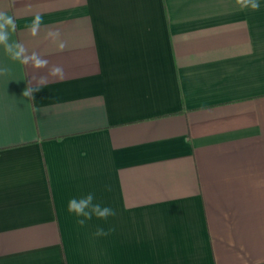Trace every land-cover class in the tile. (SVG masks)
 <instances>
[{"label":"crops","instance_id":"1","mask_svg":"<svg viewBox=\"0 0 264 264\" xmlns=\"http://www.w3.org/2000/svg\"><path fill=\"white\" fill-rule=\"evenodd\" d=\"M260 4L0 0L11 40L64 70L24 97L47 69L0 46V264H264ZM89 192L116 215L79 227Z\"/></svg>","mask_w":264,"mask_h":264},{"label":"clouds","instance_id":"2","mask_svg":"<svg viewBox=\"0 0 264 264\" xmlns=\"http://www.w3.org/2000/svg\"><path fill=\"white\" fill-rule=\"evenodd\" d=\"M236 4L242 9L259 11L261 4L260 0H236ZM43 24V18L40 14H36L28 26L29 35L35 37L39 34L40 27ZM16 30V22L13 16L7 11L0 10V46L11 57L12 60L19 61L25 66H30L34 72L47 69L46 75L37 77L33 75L32 81H35L36 86L32 87V81H29V86L23 91L24 97H31L33 92L37 91L42 85L48 83V78L60 79L64 78V70L59 65L49 67V61L36 52L28 53L25 46L19 41L11 40L10 34ZM61 33L58 29H50L46 33V38L50 39L58 50L62 51L65 47L64 42L60 39ZM9 68L0 66V76H7ZM110 190V189H109ZM68 213L76 217V224L79 227H85L94 217L98 220L107 221L109 217L116 215L115 209L105 206L96 201L95 194L92 192L80 197H73L67 203ZM115 231L114 227L105 229L97 227L92 234L94 237H106Z\"/></svg>","mask_w":264,"mask_h":264}]
</instances>
